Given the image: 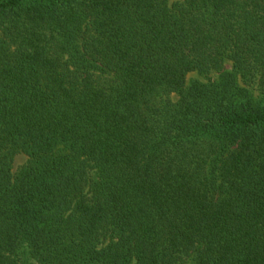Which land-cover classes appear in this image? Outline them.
<instances>
[{
  "label": "trees",
  "instance_id": "1",
  "mask_svg": "<svg viewBox=\"0 0 264 264\" xmlns=\"http://www.w3.org/2000/svg\"><path fill=\"white\" fill-rule=\"evenodd\" d=\"M0 264H264V0H0Z\"/></svg>",
  "mask_w": 264,
  "mask_h": 264
},
{
  "label": "rangeland",
  "instance_id": "2",
  "mask_svg": "<svg viewBox=\"0 0 264 264\" xmlns=\"http://www.w3.org/2000/svg\"><path fill=\"white\" fill-rule=\"evenodd\" d=\"M227 68H228V70H232V66L230 63L227 65ZM195 78L205 79V77L201 76L198 72H192L188 76V82H190L191 80H193ZM26 160H27L26 156L18 155L16 158V161H15L16 167L23 165L26 162Z\"/></svg>",
  "mask_w": 264,
  "mask_h": 264
}]
</instances>
